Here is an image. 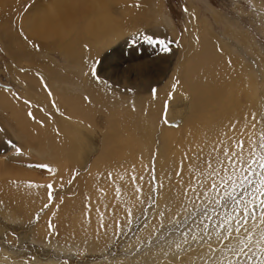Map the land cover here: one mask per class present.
Masks as SVG:
<instances>
[{"label": "bare ground", "instance_id": "1", "mask_svg": "<svg viewBox=\"0 0 264 264\" xmlns=\"http://www.w3.org/2000/svg\"><path fill=\"white\" fill-rule=\"evenodd\" d=\"M19 1L10 2L13 3V14L24 11V16L21 19V31L25 32V35L35 38L37 42H53V45H48L44 51L39 53V56L46 57L45 51L48 48H54L64 58L66 67H61L50 60H44L43 64H39L37 78L32 77L33 74H28L29 77H32L31 81L27 80L28 83L22 84L21 94L18 97L11 92H0V215L6 221H26L31 219L34 212L40 209L46 201H50L51 190L59 189L60 184L66 188L68 186V189L75 187L77 192L74 190L76 195L72 199L67 201L61 199L54 206L51 205V210L44 218H41L34 236L41 241H51L54 236H58L57 240L64 245L67 242L83 243L85 239L89 238L94 242L101 243L108 237L107 232L116 229V221H119L117 218L119 216L125 218L127 213L125 203L136 204V186L132 187L134 184L132 181L135 178L134 174L138 175L146 165L138 161L141 157L144 158L143 151L139 149L137 139L132 137L129 125L125 124V122L129 123L128 119L124 114H120L122 111L119 112L115 109L117 107L108 108L104 101L106 96L103 102H100L101 85L107 87L108 85L105 84L110 80L107 81L108 78L105 76L102 81H98L92 70L86 73L83 64L85 58L89 57L93 60L92 65L94 66L99 55L106 49L127 37L126 35L138 31L140 26L137 24L134 15L136 7L133 5L140 3L143 7L147 5V0H38L39 4L34 2V5L28 9H23V4ZM256 2L264 4V0ZM156 3L155 7L159 9L161 2L156 0ZM4 4L5 1L0 0V8ZM198 25L201 26V22ZM193 28L195 36L192 46L193 54L185 59L181 67L177 69L178 78L174 88L167 96L164 93L152 94L138 102L143 116L137 119L139 124L144 126V129L142 128L144 133L137 137L145 145V154L148 155L150 151L148 147L152 142L157 120L164 118L162 119L164 125L161 133L163 148L159 151L164 156L165 164L172 161L176 167H181V175H183L180 176L181 179L176 183L173 182V187H170L169 184L165 185V183L162 187L163 192L171 201L170 206L174 211L171 214L172 217L180 212L181 207L184 208V210L181 209V212L191 210L195 200L213 203L215 191L210 185L213 182L219 185L220 178L225 176V172L228 176H232L235 172V179L238 176V171L240 174L241 169L245 168L246 162L254 155L257 147L255 121L257 99L254 89H250L253 83L245 80L243 76L250 70L248 71L247 65L235 56L236 53L232 55L229 48L231 45H227L229 43L218 39L210 32L203 33L195 24H193ZM168 31L174 33L173 29ZM148 33L144 30L134 36H147ZM225 34L243 44L251 42L246 34L235 33L231 27L226 29ZM216 49H219V53ZM31 55H35V53ZM249 77H252L250 73ZM52 80L55 81L54 84L51 83ZM251 80L254 81V79ZM77 84L83 87L81 91L76 89ZM110 84L113 83L110 82ZM124 84L126 83L124 82ZM163 89L166 90L167 86ZM100 92L101 97L99 98ZM86 94L89 97L85 96ZM103 95L105 94L103 93ZM112 97L114 98V96ZM180 100L184 101L182 106L178 105L177 108L166 106L167 108L163 109L164 105L177 103ZM126 101L128 102L127 97ZM101 109H106L109 113L107 129L104 131L107 136L104 138L103 152L94 158L86 177L71 179L72 184H70L71 180L68 179V175L71 167L76 164L80 165L79 161L81 162L83 156L92 155L93 151L92 145L94 144L89 139L93 138L91 135L95 134V129L89 128L84 122L90 127H96V114ZM131 127L133 128V126ZM237 142H242L243 147L238 146ZM84 144L88 146L87 155H83ZM11 145L13 149L9 148ZM147 150L149 151L147 152ZM196 153L198 154L194 157ZM210 158L212 160L208 165L211 167L206 163L210 169V171L205 169L206 177L199 178L194 175V165ZM127 159L130 161L129 165H118ZM214 160H221L220 165L215 169L218 175L212 173ZM41 164L48 165V168L38 167ZM202 164L200 167H203ZM160 165L162 166V164ZM160 165L158 164V166ZM128 171H132V173ZM199 175L201 176V174ZM28 177L32 183L28 181ZM49 185L51 187H48ZM172 196L175 198L172 199ZM110 220L113 221L111 223L113 228L108 226ZM226 230L228 231V229ZM226 230L224 231L225 235ZM240 233L236 232L235 236L239 239L244 238L245 241L246 231ZM184 239L165 246L164 248L167 250L156 257V264H163L162 261L165 258L162 257L187 259L192 256L198 258L200 254H204L202 253L204 250L198 247L195 250L189 248L190 251L177 255L178 257L175 256L178 251L184 250L186 244L189 245V239ZM216 241L218 242V239ZM216 244L209 243L208 245V247L211 246L213 256L224 253V250L215 253V250L220 247L218 246L216 249L214 247ZM240 247L241 245L231 253L229 252L231 254L229 261L232 264L236 259L232 255L241 254ZM62 250H70V245L68 249L62 247L60 251ZM245 250L248 252L246 258L253 255V258L256 259L260 255L256 246L247 245ZM7 253L8 251L4 247H0V264H5L7 258L13 261L12 264H17L22 258H15ZM146 256L154 258V255ZM33 260L34 262H29L28 259L29 263L26 264H40L37 258ZM229 261L224 264H229Z\"/></svg>", "mask_w": 264, "mask_h": 264}, {"label": "rangeland", "instance_id": "2", "mask_svg": "<svg viewBox=\"0 0 264 264\" xmlns=\"http://www.w3.org/2000/svg\"><path fill=\"white\" fill-rule=\"evenodd\" d=\"M4 1L5 4L2 8H0V92H11L18 97V95L21 94L20 90L22 84L28 83L31 81L32 77L35 78L39 73V64H43L46 60H50L57 63L61 67H66V63L64 58L61 57L59 52H56L54 48H48L45 51L46 57H40L39 53L44 51L48 45H53V42H37L35 41L36 39L30 37V35H25L26 33L24 32V34L23 31H21V19L24 16V11L13 14V3L10 2L13 0ZM256 1L257 0H159V3L161 2L159 4V9L155 7L157 4L156 0H147V5L143 7L140 3L133 5L136 7L134 15L136 17L137 24L140 26L138 31L126 35L127 37H124L120 41L116 42L115 45L106 49L101 55H99L94 66L97 70L95 78L98 81H102L106 76V78H108L107 81L110 80V82L113 83L112 85H114L112 86L110 82L107 84L103 83L108 85L107 87L101 85L102 97L100 92V102L102 103L107 97V100L105 99L104 101L106 102L108 108L112 109L113 107L111 106H115L117 107L115 108L116 110L119 112L122 111L120 114H124L129 122H125V124L127 126L129 125L128 127L132 131V137L137 139L139 149L143 151L142 156H144V158L141 157L138 161L146 166H143L144 168H142L138 175L135 172V176L133 175L135 178L132 181V183L135 184H132V187L136 186L137 188L136 189L134 187L136 193V204L133 205L125 203L127 207L125 218L121 216L117 218L119 221H116V229H111L112 231L107 232L108 237H106V240L101 243L94 242L89 238L90 240L85 239L83 243L67 242L64 245L62 242L57 240L58 236H54L51 241L46 240L47 242L38 240V238L34 235L37 226L42 220L41 218H44L51 210V207L59 202V200L62 199L67 201L76 195L75 192H77V189H75V187L68 189V186L66 188V186L60 184L59 189L57 188L58 190L54 189V191H50V201H46L40 209H37L31 219L19 222H16V220L6 221L0 215V247H4V249L8 251L7 254L9 256H13L15 258L22 257L17 264H26L30 261L34 262V258H37L40 264H48V262L49 264H149V261L150 264H152V262L153 264H156V257L162 255L163 252L165 253V250H167L164 248L165 246L170 243L175 244L184 238L188 240L190 237L191 238L189 239L188 244H191L192 246L190 245V247L186 244L184 246V250L178 251L175 256L182 255L184 252L190 250L198 249V247L199 249L201 248L204 250L202 252L204 254H200L198 258L192 256V258L187 259L172 258V260L171 258H168V256L162 257L165 258L162 263L177 264L183 260L181 262L182 264H192L193 261L196 262H194V264H224L229 261V255H231L230 253L241 245L240 249L243 248L241 254L232 255V257L234 256L236 258L233 264H257V262H255L257 258H253V255L246 258L248 252H246L244 244L240 243L241 241H244V238L239 239L235 236L236 230H233L237 227L235 219L230 221V224L232 225V229L230 230L231 235L227 234L229 233V225L228 223H224V221L228 219L229 213H231L233 217L239 215V213L232 212L231 207L225 208L223 206V187H220V196H218L215 191L213 203L209 201L202 202L195 200L193 201L191 210L181 212V209L184 210V208L181 207L180 212H177L179 215L176 213V216H171L174 212L170 206L171 201L163 192L162 187L164 183L165 185L169 184L170 187H173V182L176 183L179 181L183 175H181V167H176L172 161L165 164L164 156L160 152L163 148L161 133L164 125L162 123V119L164 118H159L157 120L159 123H156L157 127L155 126V132H153L155 136L154 134L152 135V144L149 143L148 149L150 151L147 150V152L149 151L148 155L145 154V145L142 144L140 138L138 140L137 137L144 133V126H142L141 123L139 124V120L137 119L138 117L140 119L143 116L140 112L138 103L139 100L147 98L152 94L155 95L164 93L165 96H167L170 90L174 88L177 81L176 79L178 78L177 69L181 67L185 59L191 57L193 54L192 46L195 41V36L193 35V24H195L203 33L210 32L218 39L229 43L226 44L231 45L229 48L232 55H235L236 53L235 56L247 65L248 71L250 70L249 73L252 77H249V73L247 72L246 75L243 74V76L245 80L253 83L250 89H254L257 99V112L255 113V115H257L255 119L257 127V147L255 149V153L260 152V136L261 133L264 132V4H260L259 2L257 4ZM19 2H22L23 9L32 7L34 2L38 4L40 3L38 0H20ZM185 9H187V11H185ZM199 22H201V26L198 25ZM228 27H231L235 33L242 32L246 34L251 42L243 44L237 42L235 39H232V37L227 36L225 32ZM170 29H173V34L168 31ZM144 30L149 32L147 36H134V34L142 33ZM135 37L137 38V41ZM145 37H151L152 43H149ZM128 38L130 39L127 40ZM160 41H163L164 43L161 44ZM165 47H167V51L164 50ZM216 51L219 53V49H216ZM34 53L35 55H31ZM93 63L94 62L91 58H85L83 65L86 73L93 69ZM28 74L33 75L32 77H29ZM251 79H254L255 82ZM54 82L55 81L52 80L51 83L54 84ZM124 82L126 84H124ZM165 86H167L166 90L163 89ZM110 87L111 89L113 88V90H111ZM82 88L83 87L80 84L76 85L77 90L81 91ZM86 92L88 93V91ZM103 93L105 95H103ZM85 96L89 97L87 94ZM112 96H114V98ZM126 97L128 102L126 101ZM110 99L113 103L108 101ZM181 101L182 100L177 103L175 102L164 105L163 109L166 106H168V108H177L179 105L180 107L184 102ZM173 105L174 107H172ZM126 113H130L129 115L131 116ZM107 117H109V113L106 109H101L99 113L96 114V127H90L86 122H84V124L89 128H92L93 130L95 129V134L91 135L93 138L89 140L93 141V151L96 152L93 153L92 151V155L87 157L83 156L81 162L79 161V164L81 163L80 165L76 164L71 167L68 175L69 180H73L75 178L82 179L83 177H86L90 171V167L92 165L91 163L95 160L94 158L102 154L105 145L104 138L107 136L104 133L107 129ZM131 126H133V128ZM153 142L155 143L153 144ZM12 147L13 146L11 145L9 148L13 149ZM87 152L88 146L84 144L83 155H87ZM197 154L198 153H196L194 157L197 156ZM252 157L250 159H252ZM84 158H87L86 161ZM211 160L212 158L202 161L198 165H194L193 174L199 178L206 177V171H210L207 165ZM128 163L130 164V161L127 159V161L124 162L123 160L121 163H118V165H129ZM220 163L221 160H214V168L212 169H216V166H219ZM158 164H162V166H158ZM201 164L203 167H200ZM130 167L132 168L131 165ZM246 167L247 163L245 164V168ZM128 172L132 173V171ZM199 174H201V176ZM224 174L226 175L227 172ZM239 175L241 176V173L239 174L238 171V176L235 178L237 182L235 194L238 199H247L248 197L243 196L244 189L240 186L241 181L239 179ZM72 180L69 182L70 184H72ZM28 181L30 182L29 177ZM30 183H32V180ZM212 194L213 192L211 195ZM174 198L175 196H172V199ZM217 201H220V203H217ZM120 218H123V222ZM112 222L113 221L110 220L108 226L113 228V225L111 224ZM248 223V226L254 223H257L258 225V227L252 231V233H254V235H251L252 242L248 244L249 246H255L256 242L259 240V229L264 228V225H259L258 221H253L250 218ZM245 227L246 226L244 225L240 227L241 233L245 230ZM54 228L56 229L55 225ZM219 228L221 231H219ZM226 229H228V231ZM225 230L227 231L226 235L224 232ZM217 231L219 232V235L222 234L223 236L220 237ZM192 233L193 235H191ZM193 237L196 239H193ZM225 237H227V239H225ZM214 238L216 240L218 239V242ZM212 239L215 241L211 242ZM195 241H200L201 243L197 244ZM222 242L223 244H221ZM209 243H220L214 246L216 249L220 246L217 250H215V253L220 250H224V253L213 256V251L210 249L211 246L208 247ZM69 245L70 250L60 251L62 247L63 249H68ZM74 248L75 250H73ZM189 248L190 250H188ZM149 252L151 253L149 254ZM145 254L148 256L154 255V258L147 257ZM22 260L23 263H21ZM1 261L3 263V259ZM146 261H148V263H146ZM6 263L12 264L13 261L7 258L5 264Z\"/></svg>", "mask_w": 264, "mask_h": 264}, {"label": "snow or ice", "instance_id": "3", "mask_svg": "<svg viewBox=\"0 0 264 264\" xmlns=\"http://www.w3.org/2000/svg\"><path fill=\"white\" fill-rule=\"evenodd\" d=\"M187 11V9H185ZM145 39L152 43L151 37H145ZM163 44V41H160ZM167 51V47L164 49ZM93 75H96V69L93 67L92 69ZM31 115V113H29ZM255 119V117H253ZM238 146L243 147L242 142H237ZM235 155V154H234ZM247 167L241 169V176L239 177L241 184L243 187V196L248 197V199L237 198L235 192L237 187V182L234 177L236 173L233 172L232 176L225 175L220 178L219 185L213 182L210 187L217 192L219 195L220 187H223V206L225 208L231 207L232 212L239 213V215L233 217L231 213L228 214V219L224 221V223H228L229 225V235H231V224L230 221L232 219L236 220L237 227L236 232H240V227L242 225L246 226L245 231L247 233V239L245 241H241L246 247L248 244L252 242V231L258 227L257 224H252L248 226L249 218L253 221H258L259 225H264V132L261 133L260 136V152L254 153L252 159L246 162ZM211 167V165H208ZM38 167L48 168V165L41 164ZM212 173L218 175L215 169L212 170ZM211 175V174H210ZM48 187H51L49 185ZM231 189V190H229ZM220 203V201H217ZM193 239H196L193 237ZM227 239V237H225ZM260 253L259 257H257V264H264V228L259 229V240L255 245ZM243 251V248L240 249ZM229 264H232L229 261Z\"/></svg>", "mask_w": 264, "mask_h": 264}]
</instances>
